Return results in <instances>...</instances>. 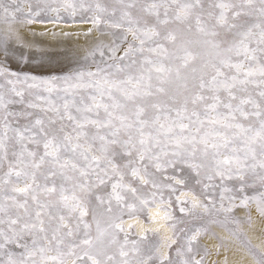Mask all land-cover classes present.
<instances>
[{
    "label": "rangeland",
    "instance_id": "1",
    "mask_svg": "<svg viewBox=\"0 0 264 264\" xmlns=\"http://www.w3.org/2000/svg\"><path fill=\"white\" fill-rule=\"evenodd\" d=\"M94 17L114 42L69 61L0 48V264L102 261L101 223L132 213L112 186H141L136 166L174 207L179 188L264 198V0H0V21ZM194 216L150 264H197ZM117 233L121 257L153 253L155 233Z\"/></svg>",
    "mask_w": 264,
    "mask_h": 264
},
{
    "label": "bare ground",
    "instance_id": "2",
    "mask_svg": "<svg viewBox=\"0 0 264 264\" xmlns=\"http://www.w3.org/2000/svg\"><path fill=\"white\" fill-rule=\"evenodd\" d=\"M99 25L97 17L91 20L21 22L3 19L0 21V48L16 58H21L26 52L32 63L41 62L44 66H50L52 62L69 61L87 54L93 47L106 46L114 42L111 33L101 31ZM250 31L251 25L237 29L240 34H247ZM134 174L141 179V186L135 187L126 179L117 180L112 186L113 203L119 207H129L132 213L119 218L113 217L108 222L103 220L101 223L103 234L95 251L102 249L105 256L99 262L93 255L91 264H111L109 259L115 262L114 264H150L154 257L166 263L171 259L170 246H173L174 240L178 242L177 228L190 221L191 215L196 217L195 213H201L207 219L206 227L197 225L194 230L195 263L262 264L243 240L242 235L244 234L260 252L264 253L263 196L254 194L236 197L230 188H222L220 200L209 205L193 191L179 188L176 195L180 212L175 213L171 201L160 194V192L166 194L165 190L168 188L178 190L174 184L160 182L137 166ZM143 184H149L150 190L144 191ZM140 211L146 214L145 218ZM125 229L134 232L135 236L140 238L148 233H155L157 241L153 253L141 258L121 257L124 249L118 246L119 241L113 246V241L119 230L127 233ZM117 252L120 259L112 255Z\"/></svg>",
    "mask_w": 264,
    "mask_h": 264
}]
</instances>
